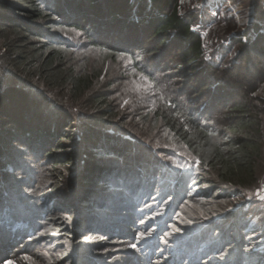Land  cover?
<instances>
[{
	"label": "trees",
	"instance_id": "16d2710c",
	"mask_svg": "<svg viewBox=\"0 0 264 264\" xmlns=\"http://www.w3.org/2000/svg\"><path fill=\"white\" fill-rule=\"evenodd\" d=\"M65 28L81 32L89 47L126 55L150 80L158 95L154 117L197 163V176L189 184L209 188L207 195H214V187L255 186L264 147V98L257 93L264 83V64L256 71L251 64L242 73V63L227 68L210 62L192 16L180 11V0H0V183L8 186V191L0 189V232L5 235L0 249L8 250L20 239L36 244L40 236L65 233L80 243L73 246L75 256L63 253L68 261L99 264L91 255L95 247L135 231L143 219L125 194L111 199L113 187L132 197L144 188L137 172L136 180H130L132 172L127 182L122 177L124 162L129 157L135 161L136 152L126 149L127 139L111 136L118 131L113 126H123L112 121L111 94L104 89L87 101L91 110L82 114L80 133L73 121L59 116L73 111L97 81L96 74L70 57L73 46L60 34ZM254 49L264 55L263 45ZM226 90L232 99L225 98ZM26 101L38 108L47 105V125L38 127V122L35 130L24 124L31 117ZM21 108L25 114L20 116ZM155 165L150 188L158 186L162 173L157 171L163 165ZM180 183L171 180L161 197L176 198ZM203 231L221 233L216 224ZM86 238L93 244L81 243ZM231 239L220 238L199 253L191 251L194 239H189L186 256L176 258L203 264L224 252L226 264H247L249 256L229 246L249 240Z\"/></svg>",
	"mask_w": 264,
	"mask_h": 264
},
{
	"label": "rangeland",
	"instance_id": "374dc122",
	"mask_svg": "<svg viewBox=\"0 0 264 264\" xmlns=\"http://www.w3.org/2000/svg\"><path fill=\"white\" fill-rule=\"evenodd\" d=\"M180 11L192 16L193 29L201 34L210 62L227 68H231L232 64L242 63V73L249 71L251 64H254L255 71L264 64V55L254 49L258 44L264 46V0H180ZM60 34L65 42L73 46L72 54L69 55L77 61V66L96 74L97 81L88 97L76 103L73 111L63 112V116H59L65 118V121H73L77 127L76 133H80L84 124L82 114L91 110L87 101L95 93L106 89L111 94V107L116 110L113 123L123 122V126L117 127L118 129L113 126L118 131H113L111 136L114 140L118 137L124 141L127 139L130 143H126V149L130 146L129 152H136L135 161H131L132 157L124 160L126 167L122 177L127 182L128 175L132 172L129 175L133 176L130 177L132 180L137 172L142 176L144 185L137 193L138 197L130 196L121 188H111L113 201L125 194V198L133 202L136 212L143 214V219L135 223V231H128L129 234L124 232L123 236L115 239H106L101 246L95 247L96 251L91 255L99 260V264H169L172 259H175V264H184V257L176 256H186L185 246L191 242L189 239H194L191 251L199 253L220 238L226 237L227 241L232 238L235 241L242 236L249 243H232L229 246L231 250L236 251L237 248L236 253L243 257L249 256L247 264H258L260 260H264V147L262 160L256 168L257 183L253 188H220L216 191L217 188L214 187L211 194L220 195H207L205 190L209 188L188 183L197 176V163L160 120L154 117L158 95L150 80L133 67L130 58L89 47L82 33L73 28L62 29ZM225 92L226 99L233 98L229 90ZM257 93L264 98V83ZM14 99L17 104L19 97ZM24 105L28 107V114H31L28 122L24 123L26 126L35 129L38 122V127L48 124L45 109L47 105L38 108L30 101H26ZM207 108L209 107H205ZM18 112L20 116L25 114L22 108ZM121 130L124 131L120 134ZM155 164L163 165L157 171L162 173L155 183L158 186L150 188L149 186H153L150 179L156 171ZM141 165L147 167L144 172ZM20 176L23 174L20 173ZM171 180L173 183L176 180L183 184L178 195L174 199L166 194L161 197L162 190L166 191L163 188L170 186ZM0 187L4 188L1 183ZM7 187L4 189L7 190ZM145 191L148 192L147 195ZM16 209L20 211L19 208ZM213 224L220 228L221 233L216 231L211 235H203V230ZM63 234L65 233L55 232L40 236L36 239V244L30 239L24 243L22 239L16 240L15 246L10 243L11 249H0V264H74L63 253L75 256L73 246L80 243L77 237L68 234L70 238H66ZM2 239H5L3 231L0 232V242ZM82 242L93 244V239L86 238ZM152 243L155 244L154 247ZM56 244H59L58 247ZM61 255L64 260H60ZM223 256L224 252H221L219 258L205 260L203 264H226L221 259Z\"/></svg>",
	"mask_w": 264,
	"mask_h": 264
},
{
	"label": "snow or ice",
	"instance_id": "6c2138e0",
	"mask_svg": "<svg viewBox=\"0 0 264 264\" xmlns=\"http://www.w3.org/2000/svg\"><path fill=\"white\" fill-rule=\"evenodd\" d=\"M133 247H135V245H133Z\"/></svg>",
	"mask_w": 264,
	"mask_h": 264
}]
</instances>
